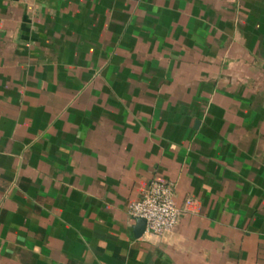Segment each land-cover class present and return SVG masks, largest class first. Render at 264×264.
Masks as SVG:
<instances>
[{
  "label": "crops",
  "instance_id": "1",
  "mask_svg": "<svg viewBox=\"0 0 264 264\" xmlns=\"http://www.w3.org/2000/svg\"><path fill=\"white\" fill-rule=\"evenodd\" d=\"M0 264H264V0H0Z\"/></svg>",
  "mask_w": 264,
  "mask_h": 264
},
{
  "label": "built area",
  "instance_id": "2",
  "mask_svg": "<svg viewBox=\"0 0 264 264\" xmlns=\"http://www.w3.org/2000/svg\"><path fill=\"white\" fill-rule=\"evenodd\" d=\"M127 213L134 222L144 220V234L160 238L173 232L180 216L174 187L158 179L151 180L142 197L128 207Z\"/></svg>",
  "mask_w": 264,
  "mask_h": 264
},
{
  "label": "water",
  "instance_id": "3",
  "mask_svg": "<svg viewBox=\"0 0 264 264\" xmlns=\"http://www.w3.org/2000/svg\"><path fill=\"white\" fill-rule=\"evenodd\" d=\"M145 231V222L142 219H136L133 227V235L136 239L140 238Z\"/></svg>",
  "mask_w": 264,
  "mask_h": 264
}]
</instances>
